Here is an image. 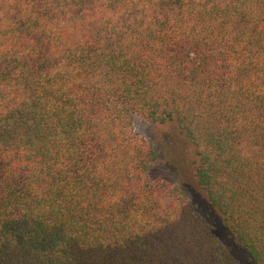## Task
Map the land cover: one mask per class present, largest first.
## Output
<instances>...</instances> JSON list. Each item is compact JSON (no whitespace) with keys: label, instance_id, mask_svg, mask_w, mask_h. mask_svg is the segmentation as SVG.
Returning <instances> with one entry per match:
<instances>
[{"label":"trees","instance_id":"16d2710c","mask_svg":"<svg viewBox=\"0 0 264 264\" xmlns=\"http://www.w3.org/2000/svg\"><path fill=\"white\" fill-rule=\"evenodd\" d=\"M136 117L264 264V0H0V264H238Z\"/></svg>","mask_w":264,"mask_h":264},{"label":"rangeland","instance_id":"374dc122","mask_svg":"<svg viewBox=\"0 0 264 264\" xmlns=\"http://www.w3.org/2000/svg\"><path fill=\"white\" fill-rule=\"evenodd\" d=\"M134 131L150 143L158 160L152 164L150 176L168 183L179 185L187 194L197 212L216 229L222 245L226 247L238 264H253L247 255L236 248L221 226L208 218L212 209L207 205L204 193L195 180L196 153L190 142L180 133L174 123L152 124L140 118L133 119Z\"/></svg>","mask_w":264,"mask_h":264}]
</instances>
